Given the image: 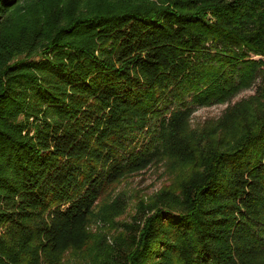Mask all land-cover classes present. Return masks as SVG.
<instances>
[{"label": "trees", "instance_id": "1", "mask_svg": "<svg viewBox=\"0 0 264 264\" xmlns=\"http://www.w3.org/2000/svg\"><path fill=\"white\" fill-rule=\"evenodd\" d=\"M256 84L264 106V0H0V264L67 248L107 181L181 152L193 111ZM244 129L127 264H264V111Z\"/></svg>", "mask_w": 264, "mask_h": 264}, {"label": "rangeland", "instance_id": "2", "mask_svg": "<svg viewBox=\"0 0 264 264\" xmlns=\"http://www.w3.org/2000/svg\"><path fill=\"white\" fill-rule=\"evenodd\" d=\"M257 89L258 84L221 104L197 108L177 127L181 152L165 148L157 150L153 159L142 168L127 169L107 181L84 218L79 237L67 248L64 238L59 239V247L55 242H43L38 254L23 255L22 262L36 264V258L44 255L56 264H127L141 227L160 208L168 209L175 198L176 202L185 203L184 190L203 171L209 155L236 145L244 128L264 111V106L257 99ZM67 207L68 204L61 209ZM172 210L182 211L178 206ZM56 211L53 206L44 215V220L52 224ZM157 220L154 226L158 232L170 229L169 235H174L164 220ZM6 227L9 230L10 226L1 224L0 233H5ZM40 241L36 238L33 242ZM44 264H48L47 261Z\"/></svg>", "mask_w": 264, "mask_h": 264}]
</instances>
